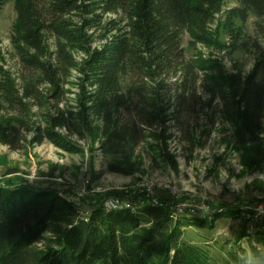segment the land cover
Here are the masks:
<instances>
[{
    "label": "trees",
    "instance_id": "obj_1",
    "mask_svg": "<svg viewBox=\"0 0 264 264\" xmlns=\"http://www.w3.org/2000/svg\"><path fill=\"white\" fill-rule=\"evenodd\" d=\"M236 1L225 17L228 32L234 20L264 22V0ZM222 6L223 0H15L10 42L18 72L0 68V143L17 150L47 142L70 155L82 152L80 143H96L102 157L120 160L107 172L128 176L135 150L150 139L176 171L167 124L217 102L238 154L264 174L261 63L243 76L212 55L189 59L182 47L187 33L192 50L222 48L209 28ZM206 224L175 221L166 207L148 203L135 213L99 205L85 220L57 191L7 183L0 185V264H215L183 235ZM260 236L256 241H264V231Z\"/></svg>",
    "mask_w": 264,
    "mask_h": 264
},
{
    "label": "rangeland",
    "instance_id": "obj_2",
    "mask_svg": "<svg viewBox=\"0 0 264 264\" xmlns=\"http://www.w3.org/2000/svg\"><path fill=\"white\" fill-rule=\"evenodd\" d=\"M0 1V68L17 76V59L10 42L16 20L15 0ZM238 6L236 0H223L221 12L209 27L221 49L198 44L192 50L187 33L182 37V47L189 59L212 55L229 72L239 70L243 76L261 63L257 76L261 80L264 22L254 17L245 23L234 20L228 32L226 14ZM201 98L207 102L206 97ZM216 103L202 112L197 108L193 114L183 113L178 123L167 124L171 136L167 151L177 165L176 171L162 159L150 139L135 150L128 176L107 172L108 164L120 160L102 157L96 143H80L82 152L76 155L64 153L47 142L38 146L25 143L17 150L0 143V185L49 188L89 213L118 194L132 197L134 205L157 202L164 206L183 201L206 205L207 224L184 228V239L206 251L212 263L236 264L233 258L238 260L240 250L248 248L264 231V215L255 212L264 205V174L244 163L232 139L231 127L216 113ZM147 189L149 196L144 193Z\"/></svg>",
    "mask_w": 264,
    "mask_h": 264
},
{
    "label": "built area",
    "instance_id": "obj_3",
    "mask_svg": "<svg viewBox=\"0 0 264 264\" xmlns=\"http://www.w3.org/2000/svg\"><path fill=\"white\" fill-rule=\"evenodd\" d=\"M144 193H146L145 196L151 195V192L148 189L145 190ZM133 201L134 199L130 197L129 195L121 196L118 194L116 196H113L105 200L103 204V209L107 212L128 210V211L135 213L144 206V203H139V205H134ZM72 204L78 210L81 217L87 220L89 216V212L81 211L79 208V204L77 203H72ZM149 204L152 206H163L162 204H159L157 202H153V203L151 202ZM163 207H166L168 209L171 215V218L175 221L182 219V218H196L197 216L204 219L206 214L209 212L208 206L206 205L198 206L196 203H194V201L167 203ZM255 210H256L255 212H258L260 215H264V205L257 207V209ZM199 212H201L200 215H199Z\"/></svg>",
    "mask_w": 264,
    "mask_h": 264
},
{
    "label": "clouds",
    "instance_id": "obj_4",
    "mask_svg": "<svg viewBox=\"0 0 264 264\" xmlns=\"http://www.w3.org/2000/svg\"><path fill=\"white\" fill-rule=\"evenodd\" d=\"M236 264H264V241H253L248 248H242Z\"/></svg>",
    "mask_w": 264,
    "mask_h": 264
}]
</instances>
